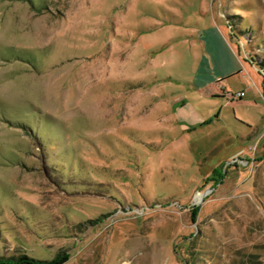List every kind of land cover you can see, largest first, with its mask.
I'll return each instance as SVG.
<instances>
[{
	"label": "rangeland",
	"instance_id": "rangeland-1",
	"mask_svg": "<svg viewBox=\"0 0 264 264\" xmlns=\"http://www.w3.org/2000/svg\"><path fill=\"white\" fill-rule=\"evenodd\" d=\"M24 254L264 264V0H0V264Z\"/></svg>",
	"mask_w": 264,
	"mask_h": 264
},
{
	"label": "crops",
	"instance_id": "crops-1",
	"mask_svg": "<svg viewBox=\"0 0 264 264\" xmlns=\"http://www.w3.org/2000/svg\"><path fill=\"white\" fill-rule=\"evenodd\" d=\"M214 31L205 40L208 55H203L202 65L196 82H199L198 86L200 87L213 89L214 91H211L212 95H220L222 93L219 90V84L228 78L226 76L228 74H235L236 72L240 73L243 69L236 60L225 37L219 31ZM186 114V112L180 113V110H177L178 118H188ZM193 114H195V109L191 106V116Z\"/></svg>",
	"mask_w": 264,
	"mask_h": 264
},
{
	"label": "trees",
	"instance_id": "trees-1",
	"mask_svg": "<svg viewBox=\"0 0 264 264\" xmlns=\"http://www.w3.org/2000/svg\"><path fill=\"white\" fill-rule=\"evenodd\" d=\"M31 260H33V258H30L28 255L24 254L18 256L15 262H17L18 264H32Z\"/></svg>",
	"mask_w": 264,
	"mask_h": 264
},
{
	"label": "built area",
	"instance_id": "built-area-1",
	"mask_svg": "<svg viewBox=\"0 0 264 264\" xmlns=\"http://www.w3.org/2000/svg\"><path fill=\"white\" fill-rule=\"evenodd\" d=\"M244 92L239 93V97L241 98L243 96Z\"/></svg>",
	"mask_w": 264,
	"mask_h": 264
}]
</instances>
